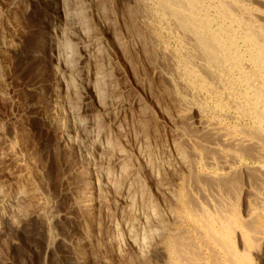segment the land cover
<instances>
[{
	"label": "bare ground",
	"instance_id": "6f19581e",
	"mask_svg": "<svg viewBox=\"0 0 264 264\" xmlns=\"http://www.w3.org/2000/svg\"><path fill=\"white\" fill-rule=\"evenodd\" d=\"M44 2L53 99L42 125L87 162L77 264L98 242L124 264H260L264 0ZM16 51L0 44V74ZM202 93L225 112L205 109ZM13 128L0 123V167L16 175L0 185V234L45 209L22 213L31 171Z\"/></svg>",
	"mask_w": 264,
	"mask_h": 264
},
{
	"label": "rangeland",
	"instance_id": "374dc122",
	"mask_svg": "<svg viewBox=\"0 0 264 264\" xmlns=\"http://www.w3.org/2000/svg\"><path fill=\"white\" fill-rule=\"evenodd\" d=\"M50 5V2L45 3L44 0H0V40L5 41L0 44L12 43L17 46L18 51L7 54L1 70L5 95L0 99V123L5 122L11 128L14 126V133L19 136L16 141L26 150L23 152L18 148V156H21L19 158L23 162L29 160L25 164L27 171L32 174L29 173L31 177L27 182L31 185L27 184V194L20 204L23 208L21 212L31 213L36 204L46 199V203H42L46 206L44 205V215L41 218L26 219L17 216L16 223L20 224L18 232H14L9 226L2 228L0 264H77L74 259L75 244L78 240H83L81 225L86 214L75 209L73 204L80 198V191L85 186L80 177L82 173L79 172L84 171L82 169L87 162L83 163V154H74L64 149L58 139V131L53 132L42 125L47 110L46 103L53 99L50 89L53 67L46 41L50 32L48 23L53 13ZM27 9L30 11L28 16ZM166 37L163 36V40L168 38ZM168 43L170 48L176 49L173 40L170 39ZM202 94L201 99L207 104L204 105L205 109L209 108L207 110L217 113L225 112L221 110L222 105ZM238 99V96L234 97L233 103ZM19 121H22L20 127ZM23 153L26 154V159ZM28 165L32 168L28 169ZM3 172L0 167V185L9 191L16 175ZM82 243L87 245L83 241ZM98 246L99 242L92 249L94 253L91 256H95L90 259L91 262L88 261L89 264H124L115 256L112 257L110 250L107 251L109 257H100L102 252H97ZM263 249L264 247L258 251V256H261L260 264H264ZM107 258L112 261L108 263Z\"/></svg>",
	"mask_w": 264,
	"mask_h": 264
}]
</instances>
